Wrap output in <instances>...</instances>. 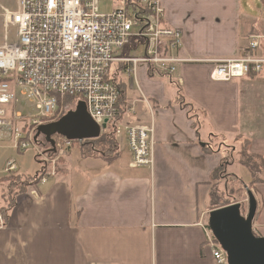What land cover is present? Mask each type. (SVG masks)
<instances>
[{"label":"crops","instance_id":"0c3cea01","mask_svg":"<svg viewBox=\"0 0 264 264\" xmlns=\"http://www.w3.org/2000/svg\"><path fill=\"white\" fill-rule=\"evenodd\" d=\"M161 2L165 25L183 33V84L141 66L138 89L124 64L111 69L133 107L123 121L154 122L153 169L131 165L125 140L111 154L70 150L47 182L12 187L0 264H217L202 224L224 181L215 171L232 165L227 156L238 142L258 162L249 186L258 203L253 229L264 237V66L221 81L211 78L214 63L207 61L246 52L264 59V0ZM4 167L0 161V176Z\"/></svg>","mask_w":264,"mask_h":264},{"label":"built area","instance_id":"2783aa9c","mask_svg":"<svg viewBox=\"0 0 264 264\" xmlns=\"http://www.w3.org/2000/svg\"><path fill=\"white\" fill-rule=\"evenodd\" d=\"M100 1L14 0L11 7L10 0H0V136H9L17 150L37 151L40 168L33 181L38 184L57 175L73 143L85 146L89 139H102L109 149L125 140L131 165L153 169L154 122L123 121L133 107L122 100L111 72L114 63L124 64L138 89L141 66L174 79L178 87L183 84L177 74L178 65L187 61L178 55L183 33L165 25L161 0H116L106 13L100 12ZM249 47H258V37ZM207 61L214 63L211 78L221 81L260 73L264 66V59L252 52ZM142 100L151 108L143 93ZM80 105L93 132L71 138L64 125H56ZM5 169L17 170L15 161H7ZM202 225L216 263L229 264L208 224Z\"/></svg>","mask_w":264,"mask_h":264},{"label":"rangeland","instance_id":"374dc122","mask_svg":"<svg viewBox=\"0 0 264 264\" xmlns=\"http://www.w3.org/2000/svg\"><path fill=\"white\" fill-rule=\"evenodd\" d=\"M14 5H15L14 0H10V6L14 7ZM115 5H116V0H101L100 12L106 13L109 10L110 6H115ZM0 32H1V20H0ZM259 49H261V47ZM23 104L27 108V110L30 111V113L32 114L35 113V111H32L28 108L26 102H24ZM69 108L72 109L74 107H69ZM66 112L67 111L65 110L64 113ZM94 143L98 148L96 149V151L92 150V146H93L92 144ZM238 144L235 145L237 146L235 153L228 154L227 156L231 158V163H232V165L226 171V173H228L230 176L224 175V181H222L221 184H216L215 185L216 187H214L213 191L219 195V196H215L218 205H222L224 203H227L228 201L230 204L232 202L240 201L243 203L244 213H247V204H248L247 192L249 191L247 186L251 185L254 179L258 176L257 173L258 162L257 159L247 156L246 152L241 147L240 142H238ZM85 146L90 149L91 152L89 154H95V152H99L98 150L103 151L101 152L102 154H109L110 153L109 150H111V148L110 149L106 148L105 143H103L102 139L101 140L89 139L85 144ZM86 147L82 146V150H84L85 152H86L85 150ZM80 148L81 146H79L77 143H73V146L70 148V150L73 149V154H76V153H80L79 150ZM45 149H48V146H45ZM68 153H70V151ZM36 155H37V151L33 147H31L28 150H17L16 148L13 147V140H11L9 136L7 135L0 136V161L3 162V164L6 166L7 161L12 159L15 161V164L17 165V170L10 172L6 171L4 167V173L0 177H2L3 175H10L17 171V173L21 176V178L28 180L26 178L30 177L31 179L34 180V175L40 168V164L37 160L38 156L35 157ZM65 158H62L61 162ZM62 169L63 166L59 168V170ZM226 187L228 188L227 193H225L226 191H224V188L226 189ZM15 191L12 190V186H10V183L0 182V226L5 225L6 223V220L3 218V213L5 212V209L9 208V204L11 203V202L9 203V201L10 200L12 201V193L14 194Z\"/></svg>","mask_w":264,"mask_h":264},{"label":"water","instance_id":"95a60500","mask_svg":"<svg viewBox=\"0 0 264 264\" xmlns=\"http://www.w3.org/2000/svg\"><path fill=\"white\" fill-rule=\"evenodd\" d=\"M69 117L76 121L67 122ZM89 123L85 107L80 105L77 111H70L56 127L60 129L64 125L68 136L75 138L81 134L91 136L93 131ZM50 127L51 125L45 129ZM247 193V213H244L243 203L240 201L209 212L208 225L216 240L227 252L229 264H264V237L256 235L253 229L258 203L251 190Z\"/></svg>","mask_w":264,"mask_h":264},{"label":"trees","instance_id":"16d2710c","mask_svg":"<svg viewBox=\"0 0 264 264\" xmlns=\"http://www.w3.org/2000/svg\"><path fill=\"white\" fill-rule=\"evenodd\" d=\"M83 147H86V146H83ZM81 149H82V146H81ZM88 153H90L91 151H90V149L89 148H87L86 147V149H85ZM225 163V162H224ZM216 177L218 176L219 178L220 177H223L224 175L225 176H228L229 174L228 173H226V166L222 163V165L221 166H219L218 167V169H216V171H215V174H214ZM230 176V175H229ZM26 179H28V180H26V181H22V179H21V176L18 174V173H12V174H10V175H3L2 177H0V182H5V183H10V186H15V185H17V186H19V188H24V189H22V190H25L26 189V187L31 183V184H34V185H36L37 183L35 182L34 183V181H33V179H31L30 177H27ZM27 183V184H26ZM24 186V187H23ZM18 188V189H19ZM247 188H248V190H251L248 186H247ZM226 189H228L227 187H226ZM10 199V198H9ZM11 202V203H10ZM9 208L10 207H12L13 205H14V200L12 199V201L10 200L9 201ZM213 203H214V205L212 206V208L214 209V208H218V207H221V206H225V205H228V204H230L229 203V201L227 202V203H224V204H222V205H218L217 204V201H216V198H215V200H213ZM258 208V207H257ZM7 213H8V209H5V212L3 213V218L5 219V220H7ZM256 214H257V211H256ZM256 216V215H255ZM255 233V232H254ZM256 234V233H255ZM257 235V234H256Z\"/></svg>","mask_w":264,"mask_h":264}]
</instances>
